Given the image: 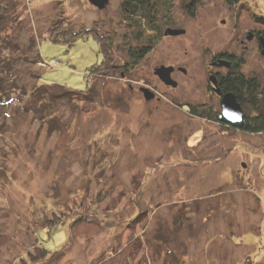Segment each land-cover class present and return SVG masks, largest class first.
I'll return each mask as SVG.
<instances>
[{"label": "rangeland", "instance_id": "1", "mask_svg": "<svg viewBox=\"0 0 264 264\" xmlns=\"http://www.w3.org/2000/svg\"><path fill=\"white\" fill-rule=\"evenodd\" d=\"M148 2L138 28L123 0H0V264H264V132L220 123L206 89L212 58L233 56L258 85L241 90L256 122L264 55L248 35L264 34V0H202L194 16L191 0ZM57 22L96 29L109 67L91 72L93 36L50 41ZM162 64L186 69L176 88ZM87 81L98 97L32 107L42 83Z\"/></svg>", "mask_w": 264, "mask_h": 264}, {"label": "trees", "instance_id": "2", "mask_svg": "<svg viewBox=\"0 0 264 264\" xmlns=\"http://www.w3.org/2000/svg\"><path fill=\"white\" fill-rule=\"evenodd\" d=\"M201 1L202 0H191L190 4L187 6L189 11L191 12L192 16L195 15L194 10ZM225 1H227L230 4H235V3L241 2L242 0H225ZM123 5L126 7V10L129 11L130 17H137L139 19L138 20L139 23L140 22L144 23V20H146L147 23L150 24L151 20H154L153 17L155 16L156 10L150 8V6H149L150 3L148 2V0H123ZM140 11H142L143 13L139 14ZM2 12H3V10H0V17H1V21L3 23L4 17L2 15ZM135 21H136L135 24L137 25L138 28H139V25H140V27H142L141 23L138 24L137 20H135ZM4 28H6L5 23H4V26L1 28V31ZM52 30H53L52 31L53 34L51 35L49 40L53 41L55 43L65 42V43L69 44V43H72L78 39L85 38L88 36H93V37H95L96 40H98L99 46H100V52H101V50H102V52L104 51L103 54L105 57H104V60L102 61L103 64L100 63L97 65H94L93 68L91 69V72H93V73H95V72L100 73L101 72L102 73L104 69L109 67L107 65V63L113 61V55H112V51L110 50L109 43H106L105 41H102L100 38H98L99 34L97 33L98 31L96 29H90V30H88L87 33H84L81 31H76L75 27L73 29V27L71 25L70 26H64L63 23L59 24L57 22V23H55V26ZM136 39H139L138 36L136 37ZM150 46H151V44H149V46H145V48L139 53V55L133 54V55H135V59H136L135 61L136 62L140 58H143L149 52ZM103 65H105V66L103 67ZM124 66L126 68L128 67L127 64H125ZM113 67H115V66H113ZM240 67H241L240 63L236 61L234 63L233 69L235 71H237V77H234V79H231V80H225V89L228 90L227 92H233L236 95L237 101L241 104V106L243 108V97L241 94V90L245 89L250 94H253V93L257 92L258 85L254 84L251 80H246L244 75L240 72ZM40 79H41V76H40ZM9 81H11V79ZM0 82H1V78H0ZM12 82H13L12 84L15 85L13 80H12ZM2 83H3V80L0 84L1 85L0 88L4 85V83L3 84ZM2 90L3 89H0V91H2ZM88 90L89 91L93 90V87L89 84L88 81H87V88L84 91L71 89L68 86L63 85V84L42 83L40 88L39 87L34 88V90H33V93L35 95V100L33 101L34 106H32V107H34V109L38 111L39 110L38 107L40 106V104H43V102L44 103L47 102L48 107H49V104L54 105V104H57L60 102L74 103V102H77L76 96H74V95L78 96V94H80V93H81V96L82 95L87 96L88 93H91L90 95L92 97H94L95 91L92 93V92H89ZM85 92H87V93L85 94ZM42 94L47 95L49 97L44 98V97H42L43 96ZM96 97H98V96H96ZM96 97H94V98H96ZM88 98H89V96H88ZM256 105L258 107H260L261 109L259 110V114L256 117V120H255L256 122L253 121V124L247 123L245 116H244L243 121L241 123L231 124L229 122H226V124H229V125L237 127V128H241L243 130L251 131V132H264V100H263V102L261 100L256 102ZM257 106H256V108H257ZM43 240H45V239L43 238ZM44 249H45V251L48 250V248L46 246Z\"/></svg>", "mask_w": 264, "mask_h": 264}, {"label": "water", "instance_id": "3", "mask_svg": "<svg viewBox=\"0 0 264 264\" xmlns=\"http://www.w3.org/2000/svg\"><path fill=\"white\" fill-rule=\"evenodd\" d=\"M88 1L98 9L106 8L109 2V0H88ZM184 32H185L184 29L168 28L165 31V34L175 36V35H180ZM252 38H253V34L249 33L248 39H252ZM259 39L261 44V53L262 55H264V35H261ZM219 64L230 67L231 61L228 59H221L219 61ZM172 70H173V66L161 65L155 69V74L166 85L171 87H177L178 82L172 77L171 75ZM211 80H214V76H211ZM214 83L216 82L214 81ZM141 91L143 92L146 100H151L156 98V93L148 87H142ZM221 110L223 117L227 122L231 124H238L243 121L245 115L244 110L241 104L237 101V97L233 92H227L222 95Z\"/></svg>", "mask_w": 264, "mask_h": 264}, {"label": "flooded vegetation", "instance_id": "4", "mask_svg": "<svg viewBox=\"0 0 264 264\" xmlns=\"http://www.w3.org/2000/svg\"><path fill=\"white\" fill-rule=\"evenodd\" d=\"M261 35L262 34L260 32H258V34H256L254 32L253 37L257 38L259 40V37ZM175 36H177V35H175ZM232 57L233 56L226 55V54H221L219 56H214L212 58V61H211L210 65L215 70H213V71L209 70L208 77L206 78V84H207L206 89H207V92H208L209 96L211 97V100L208 101V102H213L214 103V107L212 106V104L209 105L208 107L210 109H214V110H217V107H218V110L220 111L219 114H218L220 123H226L227 122L224 119L223 114H222V110H221L222 95L227 93V91H228V90L225 89V80H231V79H234V77H237V71H235L233 69V66H234V63L236 62V60L233 59ZM221 58H225V59L230 60L231 63H232L231 67H227L226 65H220L219 61H220ZM162 65H164V64H162ZM167 66H173V70H172V74L171 75H172V77L174 79L177 78L179 73H182V74L184 73L185 74L187 72L186 69L183 66H181V65L167 64ZM223 68L228 69V71H223L224 70ZM211 76H214V80H211ZM246 80H248V79H246ZM176 81L178 82V80H176ZM214 81L216 83H214ZM165 86L171 87V86H168L166 84H165ZM204 104H205V107H206V101L204 102Z\"/></svg>", "mask_w": 264, "mask_h": 264}]
</instances>
